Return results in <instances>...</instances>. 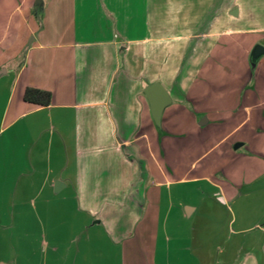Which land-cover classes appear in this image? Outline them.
Wrapping results in <instances>:
<instances>
[{
	"label": "crops",
	"instance_id": "crops-1",
	"mask_svg": "<svg viewBox=\"0 0 264 264\" xmlns=\"http://www.w3.org/2000/svg\"><path fill=\"white\" fill-rule=\"evenodd\" d=\"M256 44L264 0H0V131L14 173L0 220L23 232L36 216L54 252L76 248L72 264L82 243L90 264H157L159 250L172 264L171 219L196 256L212 229L216 264H264ZM153 84L169 95L159 121ZM27 87L50 104L26 101ZM96 243L115 255L90 252Z\"/></svg>",
	"mask_w": 264,
	"mask_h": 264
},
{
	"label": "rangeland",
	"instance_id": "rangeland-1",
	"mask_svg": "<svg viewBox=\"0 0 264 264\" xmlns=\"http://www.w3.org/2000/svg\"><path fill=\"white\" fill-rule=\"evenodd\" d=\"M3 83L0 82V119L3 110V104L6 99L7 89L4 90ZM1 126V124H0ZM2 131H0V209L4 208L3 204L5 196L8 197L10 192H13V188L8 185H5L7 177L9 176V181L11 177H13L14 173L7 172V167L5 166L6 157H9V149L7 147V143L5 144L4 135H2ZM5 144V145H4ZM183 191L185 189L179 188V191ZM190 190V189H189ZM190 198L191 195H188ZM192 199V197H191ZM181 201V195L177 194L175 196V205L177 206ZM171 223H173V227L171 228L170 234L172 236L171 241V261L172 264H200L197 261V256L199 254L204 255V264H216L213 261V257L215 255V247L217 246L218 237L212 235L214 230L204 229L203 236L201 237L202 242L204 243V251L198 253L196 256L194 254L193 248L196 246H200L198 243L190 242V237L186 240L182 239L180 243L178 241L179 232L184 230L183 222L180 220L171 219ZM41 220L36 216H32L25 223L26 226L23 228V232L19 231V221L16 220L13 222L16 224L15 228H10V221L6 219L0 220V260L5 261L10 264H72L74 260V250L71 252L65 250V248H61L58 252H54V241L51 235L44 236L41 230ZM190 222V221H189ZM188 222V223H189ZM188 225V224H187ZM187 228V227H186ZM189 231V229H188ZM222 229L220 230V232ZM65 241L68 236L63 237ZM226 236H220L221 240H224ZM44 240L49 242L47 245ZM227 240V239H226ZM184 241V242H183ZM186 246H189V249H185ZM82 253L78 256L76 264H90L91 261L86 259L84 248V243L81 244ZM197 248V247H196ZM89 251L92 253H97L99 251H105L109 255H115V252H111L112 250L109 246L101 245L99 246L97 243L88 246ZM76 253V252H75ZM71 255V256H69ZM69 256V258H68ZM76 256V254H75ZM90 256V254H89ZM164 252L159 250L157 264H165L164 263ZM67 257V259H66ZM73 257V258H72ZM114 259V258H113ZM113 261V260H112ZM97 262H93L96 264ZM100 264H110V259L106 263L104 260L100 262Z\"/></svg>",
	"mask_w": 264,
	"mask_h": 264
},
{
	"label": "water",
	"instance_id": "water-1",
	"mask_svg": "<svg viewBox=\"0 0 264 264\" xmlns=\"http://www.w3.org/2000/svg\"><path fill=\"white\" fill-rule=\"evenodd\" d=\"M264 54V46L261 44H256L255 47L253 48V51L251 53V63L252 65H256L258 62L259 58ZM161 88L159 84H153L149 87L147 90V94L149 96V99L151 101L152 109L154 116L156 120L159 121L161 117V113L163 111V108L167 104L169 100V95L167 94L166 91H164V95L162 94L160 97L155 96L154 90L155 89Z\"/></svg>",
	"mask_w": 264,
	"mask_h": 264
},
{
	"label": "trees",
	"instance_id": "trees-1",
	"mask_svg": "<svg viewBox=\"0 0 264 264\" xmlns=\"http://www.w3.org/2000/svg\"><path fill=\"white\" fill-rule=\"evenodd\" d=\"M52 94L48 90L27 87L24 93V99L29 102H34L42 105H49Z\"/></svg>",
	"mask_w": 264,
	"mask_h": 264
}]
</instances>
